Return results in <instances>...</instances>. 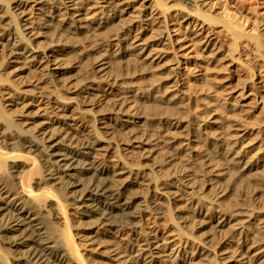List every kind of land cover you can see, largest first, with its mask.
Segmentation results:
<instances>
[{
    "label": "bare ground",
    "instance_id": "6f19581e",
    "mask_svg": "<svg viewBox=\"0 0 264 264\" xmlns=\"http://www.w3.org/2000/svg\"><path fill=\"white\" fill-rule=\"evenodd\" d=\"M170 1L0 0V264H264V122L171 53L264 56V0Z\"/></svg>",
    "mask_w": 264,
    "mask_h": 264
},
{
    "label": "rangeland",
    "instance_id": "374dc122",
    "mask_svg": "<svg viewBox=\"0 0 264 264\" xmlns=\"http://www.w3.org/2000/svg\"><path fill=\"white\" fill-rule=\"evenodd\" d=\"M210 1L211 4L213 3L216 12L221 13L223 18L234 22L235 17H239V15L234 13L233 4H231L232 1L236 0ZM242 1H246L245 5L247 2H254L259 7L263 0ZM176 4L175 0L167 3L168 6H176ZM223 4L228 10V15L221 11L222 7L220 6ZM216 12L212 15H215ZM244 25L247 31L250 30L251 23L249 21H245ZM214 32V37H216L215 45L220 47V50L226 56L213 64H210L200 55L198 46L184 42L181 38H175V33H171L176 40V44L170 45L173 48L171 53L180 62L177 72L183 85V90L191 94H193L190 91L192 88L206 91V93L214 97L222 111L234 105L237 106V109L246 110V119L241 121V123L251 129L250 133L254 134L251 136L258 135L264 122V106L260 104L255 94L254 84L258 82V79H251V74L252 71H255L256 77L259 73V76L264 75V56H258L246 38L238 39V45L236 46L230 31L224 32L221 27H218ZM242 95L245 97L244 100H242ZM242 104L245 107L240 108L239 106ZM251 136L248 138H251Z\"/></svg>",
    "mask_w": 264,
    "mask_h": 264
}]
</instances>
